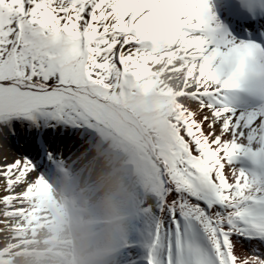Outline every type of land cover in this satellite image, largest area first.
Here are the masks:
<instances>
[{
    "label": "snow or ice",
    "instance_id": "snow-or-ice-1",
    "mask_svg": "<svg viewBox=\"0 0 264 264\" xmlns=\"http://www.w3.org/2000/svg\"><path fill=\"white\" fill-rule=\"evenodd\" d=\"M145 105L124 264H264V0H0V149L38 153L0 151V211L39 194L44 131Z\"/></svg>",
    "mask_w": 264,
    "mask_h": 264
},
{
    "label": "bare ground",
    "instance_id": "bare-ground-1",
    "mask_svg": "<svg viewBox=\"0 0 264 264\" xmlns=\"http://www.w3.org/2000/svg\"><path fill=\"white\" fill-rule=\"evenodd\" d=\"M97 119L114 134L98 131L96 133L86 128L72 132L58 128L55 131H44L43 137L52 149L57 147L58 156L68 165L66 167L69 169V176H74L76 171L80 177L88 178L87 185L90 186L87 189L95 191L99 201L103 199L100 208L96 207L102 215L95 216L96 218L101 219L107 212L112 211L114 213L111 216L115 215L116 221L129 216L126 220L128 227L119 232L116 243L112 241L114 232L110 230L106 236V243L109 244L102 248L96 244L82 254L85 264H98V258L103 256L106 257L105 260L117 257L118 260L113 261V264H124V259L120 256L124 258L125 244L137 208L135 206L130 209L129 206L136 204L135 199L137 203L140 201L137 197L140 196L141 200L143 198L151 163L147 151L152 154L155 143V133L151 127L152 112L147 105L129 107L115 113H103ZM77 132L81 134L78 135ZM36 136L34 130L29 131L26 126H17L16 137L11 138L9 146L0 151H5L10 158H14L17 155L14 150L20 149L35 157L38 155ZM119 138L126 140V143H123L126 149L123 148L121 152L119 147L123 146L120 145L123 141ZM103 142L107 146V153L110 154L99 156L95 145ZM118 142L120 144H117ZM23 151L20 152L21 156L24 155ZM116 157L121 158L117 162L118 167L115 165ZM69 164L72 167H69ZM114 168L115 172L111 170ZM129 168L132 176L126 173ZM46 173L54 175V169L50 166L44 171L39 194L26 198L14 209L0 211V264H69L72 256L71 244L81 238L83 232L80 234V230L72 227L75 217L69 220L66 216L61 195L57 187L47 180ZM37 175L39 174L34 173V178ZM90 181L95 184L94 187ZM50 209H54V214L50 213ZM133 209L134 214L131 217L129 214ZM121 243L125 244L119 246ZM244 243L247 246L248 242Z\"/></svg>",
    "mask_w": 264,
    "mask_h": 264
},
{
    "label": "rangeland",
    "instance_id": "rangeland-1",
    "mask_svg": "<svg viewBox=\"0 0 264 264\" xmlns=\"http://www.w3.org/2000/svg\"><path fill=\"white\" fill-rule=\"evenodd\" d=\"M96 122H97V121H96ZM97 123H98V122H97ZM97 123H96V124H97ZM95 126H96L97 128H101L102 125L97 124V125H95ZM93 127H94V126H93ZM120 140L123 141V142H124V141L126 142V140H124V139H121V138H120ZM8 146H9V145H8ZM11 149L13 150V148H11ZM14 151H17V152H16L17 155H21L20 152H21L22 150L19 149V151H18V150L15 149ZM147 154H148V151H147ZM149 158H150V160H151V155L149 156ZM128 171H129V170H128ZM129 173H130V171H129ZM140 198H141V197H139L138 199H140Z\"/></svg>",
    "mask_w": 264,
    "mask_h": 264
}]
</instances>
